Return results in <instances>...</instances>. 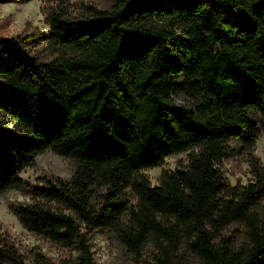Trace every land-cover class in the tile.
I'll list each match as a JSON object with an SVG mask.
<instances>
[{
    "label": "trees",
    "instance_id": "trees-1",
    "mask_svg": "<svg viewBox=\"0 0 264 264\" xmlns=\"http://www.w3.org/2000/svg\"><path fill=\"white\" fill-rule=\"evenodd\" d=\"M29 0H0V2ZM64 2L66 0H48ZM73 18L46 14L41 34H0V194L21 224L94 264L92 232L119 231L135 252L151 236L162 264L188 244L196 264H264V168L254 153L264 120V0H112ZM42 35H46L42 32ZM183 96V101L178 98ZM245 148L253 178L227 183L222 162ZM51 149L76 162L70 179L22 176ZM188 161L152 184L143 170L170 153ZM132 192L133 198L128 195ZM241 224L238 242L223 231ZM0 264H28L0 232Z\"/></svg>",
    "mask_w": 264,
    "mask_h": 264
},
{
    "label": "rangeland",
    "instance_id": "rangeland-1",
    "mask_svg": "<svg viewBox=\"0 0 264 264\" xmlns=\"http://www.w3.org/2000/svg\"><path fill=\"white\" fill-rule=\"evenodd\" d=\"M112 0H66L64 2L48 0H29L26 2H0V34L12 37L16 35L41 34L38 41L31 46L41 60L53 56V48L44 37L51 31L46 21V14L52 7H63L73 18L89 15L91 7L106 9ZM45 32L46 35H42ZM183 101V96L178 102ZM262 132L256 141L254 153L259 157L264 168V120L260 118ZM0 124L10 132L23 134L24 128L0 113ZM189 151L170 153L161 165L146 168L152 184L160 182L164 170H173L188 161ZM76 162L73 158L61 156L51 149L39 153L34 164L25 168L22 176L28 180L39 182V178L47 175H58L70 179L74 173ZM227 183L247 184L253 178L250 157L245 148L234 152L222 162ZM132 199V192L128 194ZM30 196L21 189L12 188L0 194V232L9 234L25 253L28 264H80L79 252L74 248L64 247L41 235L26 229L11 208L17 202H29ZM230 235L238 244L244 241L245 232L241 224H232L223 231ZM92 254L94 264H162L163 248L154 237L146 240L138 252L133 251L120 237L119 231L110 228H99L92 232ZM176 260L183 264H196L197 259L188 244L182 245Z\"/></svg>",
    "mask_w": 264,
    "mask_h": 264
}]
</instances>
